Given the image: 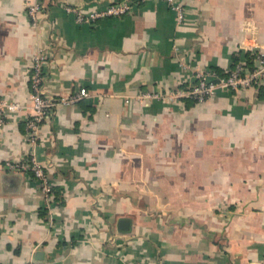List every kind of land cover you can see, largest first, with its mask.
<instances>
[{"label": "crops", "instance_id": "0c3cea01", "mask_svg": "<svg viewBox=\"0 0 264 264\" xmlns=\"http://www.w3.org/2000/svg\"><path fill=\"white\" fill-rule=\"evenodd\" d=\"M40 1L34 22L27 0H0V99L20 104L0 127V261L264 264V81L202 102L184 93L198 69L258 64L264 0H179L181 22L150 0L90 23L64 5L114 0ZM40 53L48 95H89L58 103L33 146ZM33 149L51 199L32 173L5 167Z\"/></svg>", "mask_w": 264, "mask_h": 264}, {"label": "built area", "instance_id": "2783aa9c", "mask_svg": "<svg viewBox=\"0 0 264 264\" xmlns=\"http://www.w3.org/2000/svg\"><path fill=\"white\" fill-rule=\"evenodd\" d=\"M150 0H114L107 7L92 11H85L82 7L73 4H65V9L72 13L80 23L95 22L99 18L107 16H118L130 13L135 2H146ZM177 12L178 21H183L185 9L179 0H166ZM44 4L40 0H27V13L31 19L36 22ZM258 64L249 67L238 63L236 67L227 75H220L216 70L210 67L198 69L195 73L196 81L184 92L186 95L199 101H205L211 97L218 88H228L238 90L248 88L264 81V51L257 56ZM45 56L40 53L36 55L33 62V92H32V112L26 120V133L30 143L35 146L40 137V131L43 121L49 117L55 106L60 102L77 103L89 95L85 86L70 92L67 95L51 96L44 90V69ZM151 93H143L140 97H151ZM155 96L161 94L155 93ZM170 95H173L172 93ZM20 108V104L12 101L0 99V127L6 121V112ZM5 167L9 171H23L32 173L37 180L40 188L45 192L49 199L54 195V187L50 179L49 172L44 163L38 158L35 149L29 154L6 161ZM0 264H3L0 261Z\"/></svg>", "mask_w": 264, "mask_h": 264}, {"label": "water", "instance_id": "95a60500", "mask_svg": "<svg viewBox=\"0 0 264 264\" xmlns=\"http://www.w3.org/2000/svg\"><path fill=\"white\" fill-rule=\"evenodd\" d=\"M131 225H132V222H131V219L128 218V217H122L120 220H119V229L123 232H128L131 230Z\"/></svg>", "mask_w": 264, "mask_h": 264}, {"label": "trees", "instance_id": "16d2710c", "mask_svg": "<svg viewBox=\"0 0 264 264\" xmlns=\"http://www.w3.org/2000/svg\"><path fill=\"white\" fill-rule=\"evenodd\" d=\"M236 60H238V57L236 58ZM249 62V67H251V66H253L254 64H255V61H254V59H252L251 61H248ZM214 70H218L219 71V69H216L215 67L213 68ZM195 99V98H194ZM197 100V99H196ZM199 101V100H198Z\"/></svg>", "mask_w": 264, "mask_h": 264}]
</instances>
